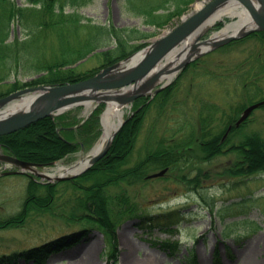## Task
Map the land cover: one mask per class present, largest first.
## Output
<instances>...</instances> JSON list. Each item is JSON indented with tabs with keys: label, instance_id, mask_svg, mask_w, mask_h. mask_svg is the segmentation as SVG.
I'll return each mask as SVG.
<instances>
[{
	"label": "rangeland",
	"instance_id": "1",
	"mask_svg": "<svg viewBox=\"0 0 264 264\" xmlns=\"http://www.w3.org/2000/svg\"><path fill=\"white\" fill-rule=\"evenodd\" d=\"M131 1L163 2V0ZM207 1L209 0H193L181 15L172 17L159 27L145 24L144 16L136 14L131 7L129 8L126 0H88L83 4L72 6L66 3L64 10L76 11L84 18L83 21L88 20L93 24L111 25L128 30L137 29L138 32L146 33L147 37L129 41L134 45L142 43L145 45L144 48L181 24V18L194 13L198 3L203 4ZM13 2L18 6H29L26 0H13ZM173 4L171 1H165L157 12H166L173 7ZM219 21L202 33L199 39L208 38L214 31L230 22V20ZM45 32L41 31L39 35L38 43L41 48L48 52L49 45L55 43L57 47L55 52L59 51L58 40ZM70 35L71 41L74 39L76 41L77 36ZM121 35L126 38L125 32ZM8 38V41L15 38L24 39V29L16 22L12 23ZM114 44L96 49L71 67L82 72L102 67L103 60L98 56L99 53L113 48ZM223 46L196 57L192 60L193 63H190L192 61L189 62L190 64L187 63L171 79L167 87L170 85L172 87L163 104L160 107L152 105L142 118L143 123L135 138L128 165L143 157L148 150L159 144L161 139H164L166 144L178 140L187 132H185L187 121H193L192 126L198 139L197 115L190 117V114H193V109L194 114L197 112L201 99L210 100L219 106L213 127L220 129L223 120L228 114H232L233 107L249 103L247 100L252 102L264 97V66L260 70L256 65L259 63L262 66L264 63H262L264 44L257 41L254 36L247 35L241 42H235L225 49H222ZM16 51L20 49L16 48ZM187 65V69L182 72ZM250 73L252 76H249ZM34 74L21 67L12 70L7 77L0 80V96L7 92L10 83L16 78L21 83L37 76ZM251 83L255 84V87ZM159 84L153 87L152 94L157 91ZM83 111L84 106H75L60 114L62 116L60 125L74 126L76 134L71 136V139L78 143L74 152L66 154L57 162L71 163L79 157L80 152L86 153L99 138L102 131L100 122L92 123L91 128L88 125L85 128L88 132L91 129H95L96 132L98 128L99 135L96 138L89 137L87 131H83V126L77 131L75 125L83 119ZM130 113L132 109L127 110L124 117ZM243 132L254 133L264 138V107L257 108L251 113L242 130L230 135V142H237ZM172 135L173 138H170ZM64 136L69 137V134ZM84 136L87 137L85 143L82 142ZM79 142L84 145H79ZM190 150L194 155L200 156L202 153L195 142L191 144ZM234 160L233 152H224L204 161L200 157H195L188 162L180 163L181 166L178 164L174 169H169L163 176L129 185L119 182L120 186H113L112 191L124 188L132 198L136 199L144 213L163 214L176 209L180 218L177 223L170 225L171 232L160 225L147 231L137 218L123 221L116 230L118 264H248V261L251 264H264V173L244 178L229 176L224 173V168L232 165ZM50 166L38 170H49ZM12 169L14 167L0 162V173ZM156 169L158 168L151 165L148 166L147 172ZM182 174H186L191 179L197 178L198 186L183 180ZM40 180L44 181V179ZM27 183L28 177L22 174L0 175V219L21 211L27 194ZM58 191L60 197L65 200L57 207V212L50 210L37 217L28 218L20 223L21 227L13 229L0 227V258L3 254L11 256L35 244L45 246L54 240L52 238L60 230L73 228L65 222L64 216L69 208L68 203L72 204L74 196L82 195V191L75 190L72 184L66 188L61 184ZM61 212L63 213L60 214ZM80 239L60 252L50 253L43 264H104L107 246L99 232H90ZM166 239L170 242L176 240L179 242L178 246L173 244L172 249L175 251L171 252L172 249L163 243ZM0 261L6 264L2 259ZM33 263L20 257L10 259V264Z\"/></svg>",
	"mask_w": 264,
	"mask_h": 264
},
{
	"label": "trees",
	"instance_id": "2",
	"mask_svg": "<svg viewBox=\"0 0 264 264\" xmlns=\"http://www.w3.org/2000/svg\"><path fill=\"white\" fill-rule=\"evenodd\" d=\"M57 1L27 0L31 4L30 6L16 7L10 0H0V80L7 77L12 70L21 67L30 73H39L36 77L23 83L25 85L74 82L93 74L94 70L76 72L71 65L96 48L115 43L113 48L101 52L102 65L104 66L124 58L132 51L144 46L142 43L130 45L128 41L133 38L147 37L146 33L138 32L135 29L128 30L83 22L79 14L65 12L64 3L57 4ZM69 1L70 5H74L83 0ZM165 1L174 3L172 9L167 12H157L158 8L164 5L163 2L159 4L141 2L134 6V11L136 14L144 16V23L159 27L171 20L172 17L183 13L193 0ZM12 20L19 22L26 30L27 38L22 42L23 51L20 52L13 50L12 44L5 43ZM41 31H46L45 33L58 40L59 51L55 52L57 49L55 43L49 45L48 52L41 48L38 43ZM123 32H125L126 38L121 35ZM69 33L77 36L76 41L75 39L71 41ZM135 33L136 36H134ZM252 36L264 44V31L253 32ZM29 50L31 52H26ZM16 86H19L17 80L11 83V87ZM165 92L167 89L158 92L156 96L164 97ZM139 105L141 108L126 120L115 135L108 152L89 170L75 178L54 183H39L29 179L21 211L0 219L1 228L13 229L21 227L22 222L26 219L37 217L46 211L57 212V207L65 200L60 197L59 185L63 184L66 188L72 184L75 190L82 191V195L74 196L72 204L68 203L69 208L64 216L65 222L73 227L67 231H74L68 235L71 240H67L68 236L64 231L57 236V238L65 239L63 241L55 240L41 246L40 249L34 246L11 256L3 254L0 259L5 263H8L11 257L17 256L32 259L37 258L35 252L42 251L44 254L38 258L44 260V255H47L51 250L61 249L77 240V236H85L91 230H98L108 245L106 264H117L116 228L119 224L126 218L139 217L141 222L146 221L151 226L155 217L139 213L136 200H133L124 188L121 187L115 191H112L111 188L120 186L119 182L129 185L142 181L148 166L152 165L155 168L171 166L174 168L179 159L183 158L182 154H177L175 150L184 145V139L174 144V148L160 140L154 149L148 150L143 157L132 165H128V158L134 147L133 143L143 123L142 118L150 110L151 102L146 104L145 99L144 101L139 100L135 102L134 107L137 108ZM161 105L162 103H160ZM96 113L94 112L89 122H97ZM56 128V120L51 117H43L19 131L0 136V143L21 160L48 164L76 149V145L62 138ZM248 142L255 143L264 158V141L256 135L245 136L240 142L228 148V150L235 151L237 156L234 165L227 169L229 174L247 175L264 171V161L250 155ZM223 145L224 143L219 142L218 137L206 140L204 157L209 158L221 153ZM250 161L255 162V165L252 166ZM63 230L66 229L60 231ZM48 246L53 247L48 249ZM27 251L32 253L25 254ZM38 258L36 264H41L43 261H38ZM2 263L0 261V264Z\"/></svg>",
	"mask_w": 264,
	"mask_h": 264
},
{
	"label": "water",
	"instance_id": "3",
	"mask_svg": "<svg viewBox=\"0 0 264 264\" xmlns=\"http://www.w3.org/2000/svg\"><path fill=\"white\" fill-rule=\"evenodd\" d=\"M224 0H212L205 4L201 9L197 12L189 16L185 19L179 26H177L174 30H172L169 34L162 36L156 42L152 43L148 50L144 53V55L139 59V61L134 64L129 70L114 73L112 72L114 68L118 65V63L112 64L100 70L94 76L89 78L73 82V83H65V84H57V85H38L34 87H27L21 90L12 92L4 97L0 98V110L8 105V103L14 99H19L23 96H27L29 98L30 95H26L29 93L30 102L27 107L19 108L16 111H7L0 116V135L8 134L13 131H17L19 129L24 128L30 123L39 120L46 116H52L54 114H58L61 111L72 107L78 104H90L92 101L96 100L99 102L109 101H118L119 103H127L131 102L136 97L143 95L144 93L140 89H136L129 94H120L122 90L127 87H130L138 82L141 78H143L152 67L162 58L164 55L170 51L174 50L176 46L189 34L193 31L199 24H201L207 17L210 16L212 12H214L223 2ZM246 8L250 11L251 15L255 19L259 28L264 29V9L263 13H257L253 7L250 5L249 0H241ZM264 5V1L261 0ZM236 38V36H228L218 42L214 46L223 44L231 39ZM189 59H185L181 64L183 66ZM156 79V76L150 78L147 82L153 83ZM115 91H119V93L115 94ZM36 92V93H35ZM260 103H255L247 107L237 123L242 121L252 110V108L258 106ZM106 110V109H105ZM103 114V113H102ZM124 121H119L117 124H114L112 128V132L110 138L106 145L102 147L100 150L94 151L91 149L90 152L92 156L88 160L87 166L89 164L94 163L99 158H101L105 152L107 151L110 143L119 130ZM0 159L7 160L12 162L16 166L22 168V171H32L36 175L40 177H44L49 179V176L45 174H41L34 169V166H40L34 163L25 162L16 159L11 155H0ZM78 165V162H76ZM76 165V164H75ZM83 167L80 172H82L87 166ZM81 167V166H79ZM21 171V172H22ZM15 171L4 172L3 174L13 173ZM163 172L160 171L157 174L159 175ZM75 174V173H74ZM66 175H59L55 179H63L66 178Z\"/></svg>",
	"mask_w": 264,
	"mask_h": 264
},
{
	"label": "bare ground",
	"instance_id": "4",
	"mask_svg": "<svg viewBox=\"0 0 264 264\" xmlns=\"http://www.w3.org/2000/svg\"><path fill=\"white\" fill-rule=\"evenodd\" d=\"M250 5L253 7V9L260 13L263 6L259 0H249ZM201 5V3H198L196 5V8H198ZM248 10V9H247ZM244 6L240 4V1L238 0H229L228 2H225L221 6H219L214 12L210 14L209 17H207L206 20H204L201 24H199L191 33H189L178 45L174 50L168 51L164 57H162L159 62H157L152 69L140 80H138L137 83H135L133 86H130L128 88H125L124 91L129 89L132 91L133 89H140L144 94H147V92L152 91V83H149L147 85V82L150 78H153L154 75H158V79L160 82H166L168 80H171L173 76L176 74L178 67L182 62H184L187 58H192L193 56L200 55V53L208 50L210 47H212L216 42L222 40L225 37H228L232 34H237L240 32H243L252 26H254L255 21H253L248 13V11ZM223 16H236V20H232L231 22L225 24L221 29L214 31L209 38H207L204 41H199L198 38L201 36L202 33L206 32L213 24H215L217 21L221 20ZM145 49L138 53H134L132 56H130L128 59L121 61L112 72L114 73H120L126 70H129L130 67H132L134 64H136L139 59L144 55ZM79 62V61H77ZM75 62V63H77ZM73 63V64H75ZM72 64V65H73ZM73 68V67H72ZM75 70V69H74ZM76 71V70H75ZM81 72V71H76ZM94 75H89L85 78L79 79L83 80L86 78H89ZM162 82V83H163ZM36 86V85H34ZM21 90L18 86L11 87L7 90L6 93L10 94L12 92ZM119 93V91H115V94ZM122 94V93H120ZM31 96V95H30ZM30 96L29 98L27 96H23L19 99L12 100L8 103V106L4 107L2 110H0V116L7 112L8 110H18L19 108L27 107V105L30 102ZM148 95H143L144 99H148ZM159 97V96H155ZM93 103L91 104H84L85 109L83 113L88 114L90 111V108ZM101 105H104L106 107L105 112L101 110L99 112V119L101 121V127L102 131L97 139V141L94 144V153L97 150H100L102 147L106 145L110 138V134L112 132V128L114 124L118 123L119 121H122L125 113L127 110L132 109V106L129 103L121 104L118 101H109L107 100L106 103H101ZM103 113V114H102ZM134 114V113H133ZM125 123V122H124ZM123 123V124H124ZM123 124L120 128H122ZM120 130V129H119ZM15 132V131H13ZM11 132V133H13ZM8 133V134H11ZM117 134V133H116ZM115 137V136H114ZM113 137V139H114ZM113 141V140H112ZM134 145V143H133ZM249 145V152L250 155L264 161L263 156L260 154L259 149L257 145L253 142H248ZM110 146L108 147L106 153L108 152ZM91 152H88L87 154H82L79 156L75 161H72L71 163L75 162L76 166H69L68 164L57 162L56 166H50L49 170H44L47 168L42 169V173L48 174L51 179L58 176L59 174H65V173H74L78 171L79 166H84L87 164L88 160L91 157ZM251 162V161H250ZM251 165L254 166L255 162H251ZM2 172V171H1ZM181 177L183 180L190 181L194 186H198V183L193 182L190 178H188L185 174H182ZM152 221L158 222V223H166L167 220L163 218H156ZM169 228V227H167ZM55 240L63 241L65 239L63 238H57ZM69 241V240H68ZM248 264H251L248 261Z\"/></svg>",
	"mask_w": 264,
	"mask_h": 264
}]
</instances>
